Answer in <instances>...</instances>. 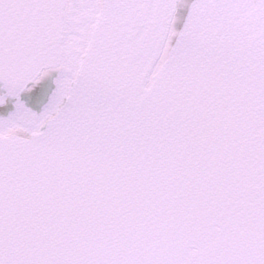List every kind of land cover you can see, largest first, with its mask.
I'll use <instances>...</instances> for the list:
<instances>
[{"label": "snow or ice", "instance_id": "obj_1", "mask_svg": "<svg viewBox=\"0 0 264 264\" xmlns=\"http://www.w3.org/2000/svg\"><path fill=\"white\" fill-rule=\"evenodd\" d=\"M0 264H264V0H0Z\"/></svg>", "mask_w": 264, "mask_h": 264}, {"label": "water", "instance_id": "obj_2", "mask_svg": "<svg viewBox=\"0 0 264 264\" xmlns=\"http://www.w3.org/2000/svg\"><path fill=\"white\" fill-rule=\"evenodd\" d=\"M188 3L190 4L191 3V0H188ZM185 14H186V10H185Z\"/></svg>", "mask_w": 264, "mask_h": 264}]
</instances>
